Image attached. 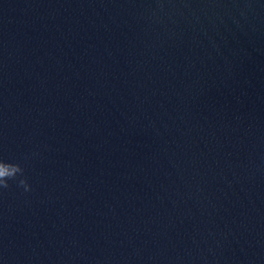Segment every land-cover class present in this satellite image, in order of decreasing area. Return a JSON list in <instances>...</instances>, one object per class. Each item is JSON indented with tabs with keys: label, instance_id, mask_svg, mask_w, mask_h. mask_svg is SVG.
Here are the masks:
<instances>
[{
	"label": "water",
	"instance_id": "water-1",
	"mask_svg": "<svg viewBox=\"0 0 264 264\" xmlns=\"http://www.w3.org/2000/svg\"><path fill=\"white\" fill-rule=\"evenodd\" d=\"M0 264H264V0H0Z\"/></svg>",
	"mask_w": 264,
	"mask_h": 264
},
{
	"label": "clouds",
	"instance_id": "clouds-1",
	"mask_svg": "<svg viewBox=\"0 0 264 264\" xmlns=\"http://www.w3.org/2000/svg\"><path fill=\"white\" fill-rule=\"evenodd\" d=\"M9 181L17 182L25 191L31 190L21 164L0 159V190L9 188Z\"/></svg>",
	"mask_w": 264,
	"mask_h": 264
}]
</instances>
